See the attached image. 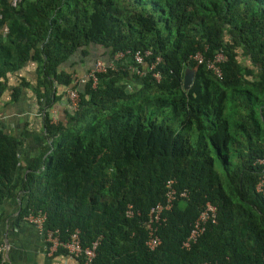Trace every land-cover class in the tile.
I'll use <instances>...</instances> for the list:
<instances>
[{
  "label": "trees",
  "instance_id": "1",
  "mask_svg": "<svg viewBox=\"0 0 264 264\" xmlns=\"http://www.w3.org/2000/svg\"><path fill=\"white\" fill-rule=\"evenodd\" d=\"M0 14V91L7 73L35 62L44 139L19 170L18 142L0 129V204L18 197L17 219L42 213L60 241L74 230L82 248L97 241L92 264H263L264 200L254 188L264 179V0H0ZM92 45L123 57L51 122L71 81L60 66ZM145 50L146 64L159 58L158 81L127 68ZM197 52L221 54L219 77L195 63ZM168 180L186 197L164 212L149 250L143 223ZM205 202L215 218L184 249Z\"/></svg>",
  "mask_w": 264,
  "mask_h": 264
},
{
  "label": "crops",
  "instance_id": "2",
  "mask_svg": "<svg viewBox=\"0 0 264 264\" xmlns=\"http://www.w3.org/2000/svg\"><path fill=\"white\" fill-rule=\"evenodd\" d=\"M100 48L90 46L88 55L74 53L60 68L70 74L82 73L89 69L100 57ZM35 62L27 60L18 70L5 75V87L0 91V129L18 142V168L23 170L31 158L44 144L42 137V112L38 110L31 88L35 84ZM26 86H22L21 83ZM18 88L16 97L11 100V90ZM65 97L48 109L54 122L60 118L66 107ZM19 198H9L0 204V263L1 264H76L64 253L45 252L43 232L36 227L17 219Z\"/></svg>",
  "mask_w": 264,
  "mask_h": 264
},
{
  "label": "built area",
  "instance_id": "3",
  "mask_svg": "<svg viewBox=\"0 0 264 264\" xmlns=\"http://www.w3.org/2000/svg\"><path fill=\"white\" fill-rule=\"evenodd\" d=\"M10 7H16L20 0H7ZM1 20V14H0ZM7 33V27L5 24L0 22V35ZM150 55V52L145 50L143 52L135 51L131 55L132 62L135 65L127 66L130 73H134L138 77L143 76L145 72H150V76L155 80H159V73L154 71L155 64L159 61L158 57H155L152 62L146 64L144 59ZM123 57V53H116L112 55L111 58H108V61L95 60L92 66L82 73L71 74L70 86L65 89L64 97L67 101L68 106L71 110H74L77 103V89L79 86L83 85L86 81L90 82L91 87H94L96 84V75L103 74L106 71L116 70V66ZM192 59L196 64H203L204 67L209 70L214 76L219 77L220 71L218 68V63L222 60V56L219 53H216L210 59H203L200 53H195L192 56ZM136 66H139L137 68ZM129 85H126L127 89ZM51 122H54L51 118ZM174 181L168 180L165 182V192L164 199L161 203H156L149 208L146 220L143 223L144 229L146 231V240L144 245L147 249L152 250L159 244V239L156 235L157 228L160 226L165 218L164 212L168 211L172 203L177 199L186 197L184 191L177 192L173 187ZM255 191L260 194L264 200V179H261L255 185ZM125 216L129 217L132 215L130 205H127ZM215 218V207L208 202H205L202 209L199 211L198 215L191 224V228L186 238L182 241L181 247L187 249L189 245L195 242L196 238L202 234L207 222H213ZM20 220L24 223L30 224L40 231L44 235V244L45 252L47 255H51L57 251L58 248H61L64 251V254L76 261V264H92V260L95 255V247L97 241H93L87 247H81L79 244L78 233L76 230L72 231L67 235V238L64 241L59 240L58 232L56 230H48L43 228L44 215L42 213H30L22 215ZM1 264V263H0ZM199 264H215L214 262H202ZM264 264V261H263Z\"/></svg>",
  "mask_w": 264,
  "mask_h": 264
},
{
  "label": "water",
  "instance_id": "4",
  "mask_svg": "<svg viewBox=\"0 0 264 264\" xmlns=\"http://www.w3.org/2000/svg\"><path fill=\"white\" fill-rule=\"evenodd\" d=\"M191 80H192V71L190 69H185L182 75V88L184 90H186L189 87ZM127 91L128 90L125 89V92Z\"/></svg>",
  "mask_w": 264,
  "mask_h": 264
},
{
  "label": "rangeland",
  "instance_id": "5",
  "mask_svg": "<svg viewBox=\"0 0 264 264\" xmlns=\"http://www.w3.org/2000/svg\"><path fill=\"white\" fill-rule=\"evenodd\" d=\"M214 169H215L216 171H218V166H217V164H214Z\"/></svg>",
  "mask_w": 264,
  "mask_h": 264
}]
</instances>
